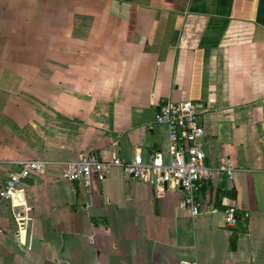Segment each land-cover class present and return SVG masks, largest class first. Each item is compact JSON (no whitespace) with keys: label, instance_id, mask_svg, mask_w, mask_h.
I'll return each instance as SVG.
<instances>
[{"label":"crops","instance_id":"0c3cea01","mask_svg":"<svg viewBox=\"0 0 264 264\" xmlns=\"http://www.w3.org/2000/svg\"><path fill=\"white\" fill-rule=\"evenodd\" d=\"M162 98L198 105L199 212L112 165L60 177L95 153L171 157ZM0 264H264V0H0ZM234 209L235 223L225 221Z\"/></svg>","mask_w":264,"mask_h":264},{"label":"built area","instance_id":"2783aa9c","mask_svg":"<svg viewBox=\"0 0 264 264\" xmlns=\"http://www.w3.org/2000/svg\"><path fill=\"white\" fill-rule=\"evenodd\" d=\"M168 127L171 157L163 163L152 155L144 160L136 152L131 160L124 161L118 156L111 160H102L95 153L84 154L63 164L60 177L69 181H79L89 186L90 180L103 179L112 165L119 166L128 178L137 179L162 190L168 183L176 182L184 192L182 206L193 214L199 212V204L195 195L201 182L215 178L219 171L231 176L229 164L222 168H213L205 161V151L202 145L204 135L198 105L191 100L174 101L162 98L154 122ZM19 170L8 175L0 187V199H10L17 184L29 177L31 172H41L46 163L39 160L26 159L18 163ZM225 221L233 225L236 221L234 209L225 213Z\"/></svg>","mask_w":264,"mask_h":264}]
</instances>
